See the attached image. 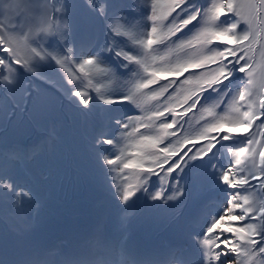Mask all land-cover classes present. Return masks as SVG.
<instances>
[{
	"label": "snow or ice",
	"instance_id": "snow-or-ice-1",
	"mask_svg": "<svg viewBox=\"0 0 264 264\" xmlns=\"http://www.w3.org/2000/svg\"><path fill=\"white\" fill-rule=\"evenodd\" d=\"M70 8L47 0L42 23L71 19ZM83 8L86 29L64 23L49 37L24 31L26 0H0V51L7 53L0 56V89L17 86L16 65L56 88L88 128L85 166L119 207L146 200L149 208L175 211L173 219L188 226L189 250H172L163 264H264V0H150L139 36L121 30L134 19L128 0H84ZM176 52L184 58L172 60ZM97 77L123 78L128 87H97ZM177 85L192 87L184 95ZM44 94L28 81L14 107H39ZM145 94L158 107L146 117L131 114L129 105ZM194 110L199 131L177 137ZM121 140L136 150L126 155ZM41 151L24 139L0 138V200L36 202L21 178ZM126 169H139L138 183ZM200 189L215 195L205 198ZM189 200L195 211L186 214ZM5 255L0 245V264H113L78 246L53 260Z\"/></svg>",
	"mask_w": 264,
	"mask_h": 264
},
{
	"label": "rangeland",
	"instance_id": "rangeland-1",
	"mask_svg": "<svg viewBox=\"0 0 264 264\" xmlns=\"http://www.w3.org/2000/svg\"><path fill=\"white\" fill-rule=\"evenodd\" d=\"M46 2L47 0H26L27 11L22 17V22L25 25V32L31 29L37 35H47L51 37L53 35H58L57 29H62L64 23H67L70 26H75L79 29H86L89 26L88 18L85 15L83 8L84 0H61V3L71 5L69 10L71 19L66 17L64 21H61L59 18H56L54 21L49 20L48 24L44 25L42 21L45 15L44 5ZM128 2L132 5L131 11L134 15V19H132L129 26L122 27L121 30L124 31L126 28L132 36H139L144 32V29L140 26V21L142 19L140 15L141 10L146 6V4H150V0H128ZM163 2L164 0H162V3ZM164 10V8L160 9L161 12ZM50 15L51 13H49V16ZM42 27H47L49 31L41 32L40 29ZM0 56L7 57V53L0 51ZM184 56V52H176L172 54L170 58L175 60L177 58L182 59ZM15 67L20 69L19 76L17 78V86L12 88L10 91L0 89V138L6 140L9 144L24 139L31 143L41 145L42 151L38 156L37 162L31 166V173L29 175L34 176L36 180L41 181L42 186H36L33 183H31V186L34 188L35 192H38L41 196H44L48 190L52 193L59 194L63 184L64 191L68 187L69 168H67V176L64 178V171L67 165L68 156L66 148L69 146L73 147L72 155L76 161L75 165L80 167L79 158L83 161H85L86 158L84 145L88 135V128L76 116L72 108L68 105L67 101L62 98L60 92H58L56 88L42 80H35L30 73L20 68L19 65H16ZM49 74L53 77V79L59 78L57 73L49 71ZM160 75L166 77L170 74L162 73ZM28 81H33L34 84L44 90L45 94L41 98V104L39 107L34 108L31 104H28L24 111H21L19 108H15L14 105L21 101V98L24 95V86ZM97 81H94L96 86L104 89H126L128 87L127 82L123 78L108 80L97 77ZM177 87L180 88L181 93H188L192 86L177 85ZM137 105H139V107H137ZM129 107L132 109L131 114H140L146 117L155 111L158 104L154 101V103L148 102V104L144 106L137 98L136 105L130 104ZM9 111L15 112V115L12 116L11 119H7ZM200 119L201 114L194 110L187 119L188 123L184 124L185 129H176L177 137H182V134L195 135L200 129ZM225 126L229 127L228 125ZM3 130L5 131L4 133H2ZM237 132H243V129L233 127V133ZM78 135H82L85 138L82 147H77L75 141H72V139L77 138ZM78 139L81 140L82 138ZM127 141L128 140H121L119 147L125 148ZM46 174L49 175L47 179L45 178ZM94 176L98 178L95 174ZM78 181L79 188L77 190L81 194L82 187L80 185L79 178ZM36 184L39 185V182L36 181ZM200 191H202L203 196L206 195L207 198L215 195L211 192L207 195V192L203 191V189H200ZM11 198L16 199L18 197L12 196ZM212 201L214 200H209V202ZM194 210L195 207L192 202L186 211V214ZM22 219L26 221L25 218H16L14 220L15 225ZM2 241L5 242L6 239L2 238ZM27 257H32V255L28 254Z\"/></svg>",
	"mask_w": 264,
	"mask_h": 264
},
{
	"label": "bare ground",
	"instance_id": "bare-ground-1",
	"mask_svg": "<svg viewBox=\"0 0 264 264\" xmlns=\"http://www.w3.org/2000/svg\"><path fill=\"white\" fill-rule=\"evenodd\" d=\"M65 222L66 221H61L60 224H59V227L62 226V228H63V225H64ZM71 222H72V225H73L74 229H78L79 230V233L76 235V241L77 242H81V241L85 240L86 232L83 229V225L81 226V229H79V227L77 225V221L75 222L74 219H71ZM33 229L35 230L34 233H33ZM24 234H25L24 240H26L28 242L33 240L34 238H38V240L39 239L42 240V237L45 236L44 232L42 230L41 231L37 230L33 224H28L26 226ZM61 236L62 235L58 234V239L57 240L52 239L51 241H49V245L52 246V247L57 246V242L61 238ZM43 239H45V237ZM0 245H2V244L0 243ZM2 246L4 248H6V255H5V257H6L7 255H9V250L7 249V247L5 245H2ZM64 247L66 248V254H68L71 251V241H69L67 245H64ZM87 253L89 254V253H92V252L87 251ZM105 256H107V255H105ZM109 259L113 262L112 258H109Z\"/></svg>",
	"mask_w": 264,
	"mask_h": 264
}]
</instances>
